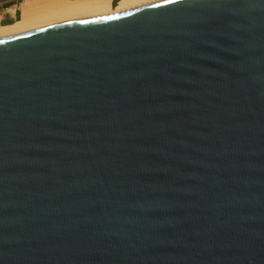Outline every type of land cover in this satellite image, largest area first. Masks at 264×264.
Listing matches in <instances>:
<instances>
[{
    "label": "water",
    "instance_id": "1",
    "mask_svg": "<svg viewBox=\"0 0 264 264\" xmlns=\"http://www.w3.org/2000/svg\"><path fill=\"white\" fill-rule=\"evenodd\" d=\"M0 264H264V0L0 36Z\"/></svg>",
    "mask_w": 264,
    "mask_h": 264
},
{
    "label": "bare ground",
    "instance_id": "2",
    "mask_svg": "<svg viewBox=\"0 0 264 264\" xmlns=\"http://www.w3.org/2000/svg\"><path fill=\"white\" fill-rule=\"evenodd\" d=\"M146 0H24L20 19L2 24L0 36L22 31L48 22L115 8H121ZM11 14L16 15L12 9Z\"/></svg>",
    "mask_w": 264,
    "mask_h": 264
},
{
    "label": "built area",
    "instance_id": "3",
    "mask_svg": "<svg viewBox=\"0 0 264 264\" xmlns=\"http://www.w3.org/2000/svg\"><path fill=\"white\" fill-rule=\"evenodd\" d=\"M23 1L24 0H0V15L2 16V20L6 18H15L10 11L14 9L17 14Z\"/></svg>",
    "mask_w": 264,
    "mask_h": 264
},
{
    "label": "rangeland",
    "instance_id": "4",
    "mask_svg": "<svg viewBox=\"0 0 264 264\" xmlns=\"http://www.w3.org/2000/svg\"><path fill=\"white\" fill-rule=\"evenodd\" d=\"M14 16H15V18H6L5 20H1V23L2 24H9V23H12V22L20 19V17H21V7H20V10L17 12V14L14 15Z\"/></svg>",
    "mask_w": 264,
    "mask_h": 264
}]
</instances>
